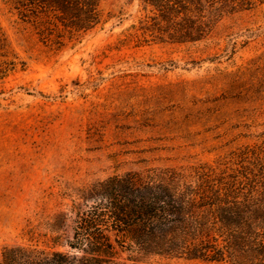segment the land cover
Returning <instances> with one entry per match:
<instances>
[{
    "label": "rangeland",
    "instance_id": "1",
    "mask_svg": "<svg viewBox=\"0 0 264 264\" xmlns=\"http://www.w3.org/2000/svg\"><path fill=\"white\" fill-rule=\"evenodd\" d=\"M96 2L99 22L76 31L52 0H0V264L9 244L77 253L73 204L98 181L231 166L232 151L264 140V0L224 9L206 39H169L145 0Z\"/></svg>",
    "mask_w": 264,
    "mask_h": 264
},
{
    "label": "trees",
    "instance_id": "2",
    "mask_svg": "<svg viewBox=\"0 0 264 264\" xmlns=\"http://www.w3.org/2000/svg\"><path fill=\"white\" fill-rule=\"evenodd\" d=\"M159 7L169 39L208 38L224 9L252 0H145ZM63 24L99 22L96 0H52ZM235 162L150 166L86 188L73 204L70 254L35 244L2 248L1 264H126L116 245L144 256L264 264V140L232 151Z\"/></svg>",
    "mask_w": 264,
    "mask_h": 264
}]
</instances>
